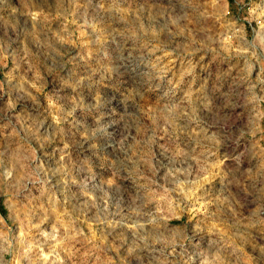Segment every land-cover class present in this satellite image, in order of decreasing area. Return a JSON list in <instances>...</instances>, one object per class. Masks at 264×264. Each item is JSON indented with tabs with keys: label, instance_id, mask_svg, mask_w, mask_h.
Wrapping results in <instances>:
<instances>
[{
	"label": "rangeland",
	"instance_id": "1",
	"mask_svg": "<svg viewBox=\"0 0 264 264\" xmlns=\"http://www.w3.org/2000/svg\"><path fill=\"white\" fill-rule=\"evenodd\" d=\"M0 264H264V0H0Z\"/></svg>",
	"mask_w": 264,
	"mask_h": 264
}]
</instances>
